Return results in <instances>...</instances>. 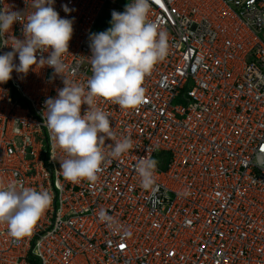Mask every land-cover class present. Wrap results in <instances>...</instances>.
Returning <instances> with one entry per match:
<instances>
[{
    "label": "built area",
    "instance_id": "built-area-1",
    "mask_svg": "<svg viewBox=\"0 0 264 264\" xmlns=\"http://www.w3.org/2000/svg\"><path fill=\"white\" fill-rule=\"evenodd\" d=\"M32 2L0 0L24 18L0 36V54L23 39ZM132 2L54 0L73 20L67 79L86 86L99 18ZM148 22L167 32L168 54L144 77L140 105L97 99L114 133L105 156L125 136L132 147L102 162L94 183L60 169L43 119L64 86L53 69L34 65L0 84V183L51 196L29 234L12 238L0 225V264H264V0H150ZM178 94L186 104H172ZM147 158L156 161L149 189L136 171Z\"/></svg>",
    "mask_w": 264,
    "mask_h": 264
},
{
    "label": "clouds",
    "instance_id": "clouds-1",
    "mask_svg": "<svg viewBox=\"0 0 264 264\" xmlns=\"http://www.w3.org/2000/svg\"><path fill=\"white\" fill-rule=\"evenodd\" d=\"M53 5L54 0H33L34 11L22 23L23 39L15 37L10 46L4 45L12 51L0 54V84L7 83L13 71L26 75L34 65L53 69V75L60 77L64 86L55 97L45 100L43 119L64 154L60 169L70 182L94 183L102 162L108 157H120L132 147L130 138L125 136L110 145L111 151L105 156L102 151L105 140L113 139L114 133L109 117L96 106V101L110 100L121 109L140 105L144 100V77L168 54V35L148 22L150 0H133L123 12L113 10L111 27L89 37L91 55L87 58L92 74L86 86H81L63 75L66 65L62 57L68 53L73 20L61 18ZM62 7L69 11L67 6ZM23 19L18 12L0 10V36ZM17 56L18 64L14 63ZM81 105L87 106L83 115ZM155 167L156 161L151 158L138 161L136 171L143 188L152 186ZM50 202L46 190L24 187L20 181L6 186L0 183V225H6L10 237L21 238L30 233ZM99 218L111 219L103 209Z\"/></svg>",
    "mask_w": 264,
    "mask_h": 264
},
{
    "label": "rangeland",
    "instance_id": "rangeland-1",
    "mask_svg": "<svg viewBox=\"0 0 264 264\" xmlns=\"http://www.w3.org/2000/svg\"><path fill=\"white\" fill-rule=\"evenodd\" d=\"M115 10L117 12H122L119 9L113 8L111 11L105 12L103 15H101V17L99 18V21L96 25V33L102 32L107 30L109 27H111L110 25V20H111V13L112 11ZM172 104H177V105H184L186 104V99L183 97L182 94H178L176 95L173 99H172ZM163 153H161V157H163Z\"/></svg>",
    "mask_w": 264,
    "mask_h": 264
}]
</instances>
